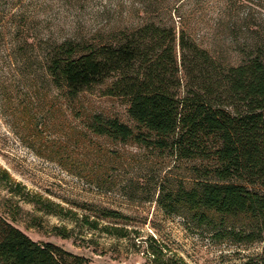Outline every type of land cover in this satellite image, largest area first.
Returning <instances> with one entry per match:
<instances>
[{
  "label": "rangeland",
  "instance_id": "374dc122",
  "mask_svg": "<svg viewBox=\"0 0 264 264\" xmlns=\"http://www.w3.org/2000/svg\"><path fill=\"white\" fill-rule=\"evenodd\" d=\"M147 19L174 27L176 35L183 31L222 64L244 62L264 47V0H0V217L34 241L84 256L88 264H150L145 247L151 237L163 249V260L264 264V240L235 242L157 205L158 183L189 186L193 167L205 162L177 159L171 149L114 141L87 128L92 114L134 126L127 99L104 94L112 78L73 98L50 84L45 55L55 41H106L111 31ZM37 96L43 104L39 135L19 111ZM31 197L89 215L99 225L124 227L128 234L117 237L45 213ZM101 209L122 218L100 216ZM55 227L71 236L63 238Z\"/></svg>",
  "mask_w": 264,
  "mask_h": 264
},
{
  "label": "trees",
  "instance_id": "16d2710c",
  "mask_svg": "<svg viewBox=\"0 0 264 264\" xmlns=\"http://www.w3.org/2000/svg\"><path fill=\"white\" fill-rule=\"evenodd\" d=\"M44 68L50 84L72 98L112 78L104 94L127 99L134 126L92 114L87 128L93 134L146 149H171L177 159L206 163L193 167L189 186L179 183L170 189L158 183L156 202L164 213L182 212L235 242L264 240V47L244 62L222 64L183 31L176 35L174 27L147 19L132 29L111 31L106 41H55ZM36 98L19 111L39 135L43 104ZM30 201L45 213L71 217L92 230L128 234L124 227L99 225L98 219L79 217L57 203ZM99 212L122 218L114 210ZM54 230L63 238L71 236L68 229ZM145 248L150 264H185L163 260V249L152 237ZM0 264L88 262L55 243L34 241L0 217Z\"/></svg>",
  "mask_w": 264,
  "mask_h": 264
}]
</instances>
